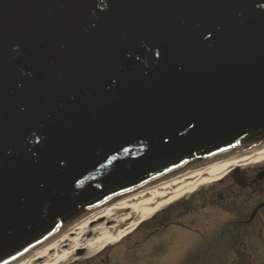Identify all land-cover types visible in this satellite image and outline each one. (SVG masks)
Wrapping results in <instances>:
<instances>
[{"label": "water", "instance_id": "obj_1", "mask_svg": "<svg viewBox=\"0 0 264 264\" xmlns=\"http://www.w3.org/2000/svg\"><path fill=\"white\" fill-rule=\"evenodd\" d=\"M263 143L264 0H0V264Z\"/></svg>", "mask_w": 264, "mask_h": 264}, {"label": "rangeland", "instance_id": "obj_2", "mask_svg": "<svg viewBox=\"0 0 264 264\" xmlns=\"http://www.w3.org/2000/svg\"><path fill=\"white\" fill-rule=\"evenodd\" d=\"M261 167H264V162L260 164L242 166L243 172H246L250 176L256 175ZM255 177V176H254ZM264 187V182L262 183ZM240 185L233 182L231 174L226 178L205 186L200 187L196 192L189 194L180 200L164 207L157 212L152 218L140 224L142 230L133 235L127 236L120 244L116 246H109L102 256L99 258H107V255H118L120 262L123 260L124 264H239V259L233 252L244 251H264V208L261 210L257 219L253 223L258 227L259 231L255 229L250 238L241 237V241L231 239L228 231H233L232 226L226 228V234L223 238H220V232L222 230V224L224 220H227L226 216L218 215L221 210L212 209L211 205L216 200V193L222 190L226 191V188L235 189V192L242 194L238 204L243 208L244 212H247V208L251 203H258L264 200V195L256 199L249 200L251 196L250 190L237 189ZM237 194H233L236 197ZM246 196H249L246 198ZM210 198V199H208ZM262 206V205H261ZM231 210H234L231 208ZM155 218V223L160 221H166L168 228L156 238H152L143 245L134 246L136 239L142 241L148 232L147 226L153 225L151 221ZM230 219V218H229ZM149 222V223H148ZM233 224V223H231ZM250 228H246L248 234H250ZM154 229V228H152ZM221 240L219 242L218 240ZM248 240V242H247ZM239 241V242H238ZM161 243V245H160ZM162 247L164 254L159 256L155 254L154 246ZM153 246V247H152ZM152 247V249H151ZM153 250V252H152ZM207 250V251H206ZM206 251V252H203ZM151 252V254H150ZM206 253V254H204ZM95 252H89L86 250V254H79L77 251L72 253L66 260L58 264H85V257L94 256ZM94 260V259H92ZM99 262V259H95ZM43 260H39L35 264H39Z\"/></svg>", "mask_w": 264, "mask_h": 264}, {"label": "bare ground", "instance_id": "obj_3", "mask_svg": "<svg viewBox=\"0 0 264 264\" xmlns=\"http://www.w3.org/2000/svg\"><path fill=\"white\" fill-rule=\"evenodd\" d=\"M264 162V143L132 194L67 227L11 264H58L80 250L100 253L120 243L164 207L226 178L235 167Z\"/></svg>", "mask_w": 264, "mask_h": 264}, {"label": "flooded vegetation", "instance_id": "obj_4", "mask_svg": "<svg viewBox=\"0 0 264 264\" xmlns=\"http://www.w3.org/2000/svg\"><path fill=\"white\" fill-rule=\"evenodd\" d=\"M242 170L243 169H241L240 173H238V177L244 179L247 182V186L244 187V186L240 185V187H238V188L236 187V188L240 192H241V190H250L251 192L249 194L251 196L250 197L246 196V198L249 197V200L256 199L254 196H257V195L259 197H262L264 195V187L262 186V183L264 182V174H262L260 177H259V174H261V172L264 171V167L260 168V170L256 173V175H254L255 177L248 175L246 172H243ZM231 178H232L233 182L235 184H237L235 182V173L231 174ZM235 193L237 194V196L233 197V194H235ZM258 196H257V198H258ZM240 197H242V194L235 192V189L226 188V191L222 190V191L216 193V200H218V202H214V203L210 204L212 209L221 210L220 214L217 213L218 215H222V216H226V217L230 218V219L227 218V220H224V222L222 224L223 228L220 232V238H223L225 236L226 228L229 227V229H230L232 226L234 227V230L228 231L230 234L229 237L231 239L234 238L235 240L239 239L240 241H241V239H240L241 237H243L244 239L247 237L250 238V236H252V233L255 232V229L257 231H259L258 227H256L253 223L257 219L261 210L264 208V200L259 201L256 204L251 203L247 207V208H249V209H247L249 211L244 212L242 206L240 204H238L239 200H241V201L243 200V199H240ZM208 199H210V198H208ZM260 205H262V206L259 207ZM231 208L234 210H231ZM155 220L156 219L153 218L151 221H149V222H153V225L147 226L146 231L148 232V234L146 235V237L142 241L136 239L134 241V246L143 245L144 243H147L152 238H156L157 236L161 235L163 233V231L168 228V223L166 221H162L160 219V221H158V223L157 222L155 223ZM231 223H233V224H231ZM142 227H139L134 233L138 232L140 229L142 230ZM250 227H252V228L250 229V234H248L249 231L247 232L246 228H250ZM152 228H154V229H152ZM218 241H221V240L219 239ZM247 242H248V240H247ZM160 245H161V243H160ZM152 247H151V249H152ZM105 250H103L100 253H96L94 256L85 257L84 258L86 261L85 264H124L123 260L120 262V258L118 255H112L111 253H109V255H107V258H99L100 256H102L105 253L104 252ZM154 251H155L154 255H152L150 252V254L153 257H155V255H157V254L159 256H161L165 252V250L163 251L162 247L159 248L157 245L154 246ZM77 253L86 254V250H80ZM233 254L236 256L235 258L239 259V264H264V251H258V252H257V250L255 252L244 251L242 253H240L238 251V252H233ZM96 258L99 259V262H96V260H95ZM92 259H94V260H92Z\"/></svg>", "mask_w": 264, "mask_h": 264}]
</instances>
